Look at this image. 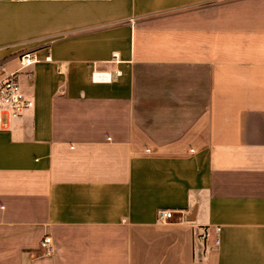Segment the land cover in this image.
Masks as SVG:
<instances>
[{"label":"crops","instance_id":"0c3cea01","mask_svg":"<svg viewBox=\"0 0 264 264\" xmlns=\"http://www.w3.org/2000/svg\"><path fill=\"white\" fill-rule=\"evenodd\" d=\"M26 49L0 264H264V0H0V60Z\"/></svg>","mask_w":264,"mask_h":264},{"label":"built area","instance_id":"2783aa9c","mask_svg":"<svg viewBox=\"0 0 264 264\" xmlns=\"http://www.w3.org/2000/svg\"><path fill=\"white\" fill-rule=\"evenodd\" d=\"M47 59H50L48 56ZM39 61L38 51L36 49L21 50L14 55H10L8 58L0 60V124L4 118H17L23 115V113L33 105V101L23 91L19 73L26 70L33 64ZM10 62H16V69H9L7 64ZM113 63L120 62L119 52L113 53ZM62 67V66H61ZM122 75V71L115 69L114 71H94L92 74L93 80L100 82H112L117 77ZM174 210L160 208L157 212L158 219L161 222H168L174 218ZM186 220V219H185ZM202 231L197 233L196 249L198 255L204 256L209 248L211 241L210 226L201 227ZM217 232H220L221 227L215 228ZM215 245L220 244V238L217 236L214 238ZM40 249L42 256H53L56 251L55 241L52 236H45L40 242Z\"/></svg>","mask_w":264,"mask_h":264}]
</instances>
